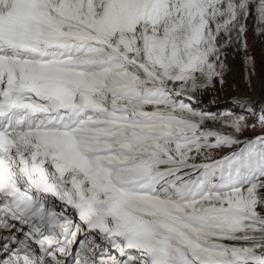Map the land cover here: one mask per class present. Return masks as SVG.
Masks as SVG:
<instances>
[{"label":"snow or ice","instance_id":"1","mask_svg":"<svg viewBox=\"0 0 264 264\" xmlns=\"http://www.w3.org/2000/svg\"><path fill=\"white\" fill-rule=\"evenodd\" d=\"M250 20L264 0H0V264H264V103L197 98L230 52L252 74Z\"/></svg>","mask_w":264,"mask_h":264},{"label":"rangeland","instance_id":"2","mask_svg":"<svg viewBox=\"0 0 264 264\" xmlns=\"http://www.w3.org/2000/svg\"><path fill=\"white\" fill-rule=\"evenodd\" d=\"M252 24L253 21L250 20L248 31L252 32L253 36H247V53L252 57L251 66L248 68V71L252 74L246 79V64L244 61L241 69L242 72H239V78L241 79L242 83H231L227 79H224L223 85L218 84L215 85L213 89L208 90L209 92L214 91L215 97L211 95L207 99H198L200 106L205 110L212 112L231 110L234 113H239L240 108L232 103V98L238 97L249 100V97H251V93L253 92V88L255 89V83L257 82V86L261 92V97L256 101H253V104L259 105L264 103V43L257 47L256 43L261 36L255 34ZM225 72L226 70H224V75ZM219 91L221 93H219ZM254 119V117H249L248 122L252 123ZM258 134H260L259 130L245 133L246 136Z\"/></svg>","mask_w":264,"mask_h":264},{"label":"bare ground","instance_id":"3","mask_svg":"<svg viewBox=\"0 0 264 264\" xmlns=\"http://www.w3.org/2000/svg\"><path fill=\"white\" fill-rule=\"evenodd\" d=\"M247 36H253V33L248 31ZM248 38V37H247ZM264 43V37H259V40L257 41L256 45L257 47L261 46V44ZM244 59L242 58L241 53H235L232 52L229 53V55L225 58V64H226V72L224 75V79H227L229 82H238L242 83L239 72H242V65H243ZM220 83H216L218 85ZM258 82L255 83V89L253 88V92L251 93V97H249V100L256 101L258 98L261 97V92L259 87L257 86ZM219 93H221L219 91ZM215 97V92H209L208 90H205L202 94L198 95V99H207L209 96Z\"/></svg>","mask_w":264,"mask_h":264}]
</instances>
